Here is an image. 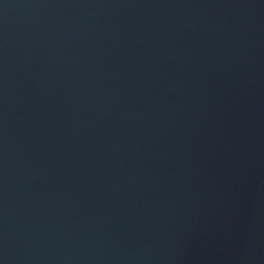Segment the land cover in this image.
<instances>
[{
    "label": "water",
    "instance_id": "obj_1",
    "mask_svg": "<svg viewBox=\"0 0 264 264\" xmlns=\"http://www.w3.org/2000/svg\"><path fill=\"white\" fill-rule=\"evenodd\" d=\"M0 264H264V0H0Z\"/></svg>",
    "mask_w": 264,
    "mask_h": 264
}]
</instances>
